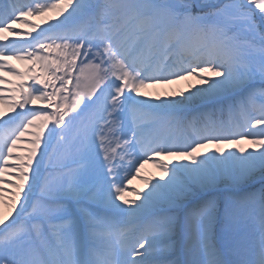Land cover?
Instances as JSON below:
<instances>
[{"label": "snow or ice", "instance_id": "6c2138e0", "mask_svg": "<svg viewBox=\"0 0 264 264\" xmlns=\"http://www.w3.org/2000/svg\"><path fill=\"white\" fill-rule=\"evenodd\" d=\"M0 106V264H264V0H0Z\"/></svg>", "mask_w": 264, "mask_h": 264}, {"label": "bare ground", "instance_id": "6f19581e", "mask_svg": "<svg viewBox=\"0 0 264 264\" xmlns=\"http://www.w3.org/2000/svg\"><path fill=\"white\" fill-rule=\"evenodd\" d=\"M40 17H37V16H31V17H26V18H24V21H29V22H36V23H39V21H40ZM24 21H20L19 23H17V25L15 26V27H17L18 29H21V30H23V31H28L29 29H30V23H26V22H24ZM42 27H43V25H41ZM38 30V29H37ZM10 35V34H9ZM12 63L13 64H15L16 66H17V68H25L26 67V64H25V62H23V61H16V60H13L12 61ZM9 79H11V80H16V79H18L17 77H13V76H9L8 77ZM193 82H195L194 81V78H193ZM187 81H182V82H180V84H178V85H173L171 88H168V87H166V86H157V87H155V88H148V89H145L144 91H147V92H149V93H151L153 96L155 95V94H157L158 92L159 93H162L163 91H165V90H173V89H178V88H181V87H187ZM7 95V94H6ZM0 110H3V111H6L7 110V108H6V106H0ZM22 148L21 149H18V151H21L22 152ZM147 165V164H146ZM145 165V166H146ZM151 171L153 172V175H151V176H154V177H158L159 175H160V171H159V169H157L155 166H154V164L151 166ZM142 175H149V171H142V173H141ZM134 186L135 187H137V188H143V181L142 180H140V181H138V180H136V181H134ZM6 187H7V185H6ZM6 195H7V193H6Z\"/></svg>", "mask_w": 264, "mask_h": 264}, {"label": "rangeland", "instance_id": "374dc122", "mask_svg": "<svg viewBox=\"0 0 264 264\" xmlns=\"http://www.w3.org/2000/svg\"><path fill=\"white\" fill-rule=\"evenodd\" d=\"M173 85H169V86H166V87H168V88H171ZM257 86H259V85H257ZM30 136V133L29 134H26V139L28 138ZM20 143H25V141H21ZM23 151V150H22ZM153 165V162H149L146 166H145V168L142 170V171H149V176H151V175H153V172L151 171V166ZM151 174V175H150ZM142 175V174H141ZM138 181H140V179H137ZM134 181H136V180H134ZM134 181H133V185H134Z\"/></svg>", "mask_w": 264, "mask_h": 264}]
</instances>
